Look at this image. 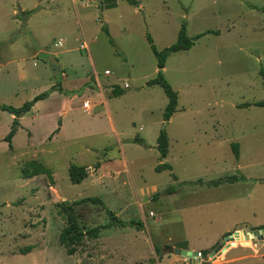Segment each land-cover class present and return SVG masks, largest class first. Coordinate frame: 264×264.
I'll return each mask as SVG.
<instances>
[{"label":"rangeland","instance_id":"rangeland-1","mask_svg":"<svg viewBox=\"0 0 264 264\" xmlns=\"http://www.w3.org/2000/svg\"><path fill=\"white\" fill-rule=\"evenodd\" d=\"M136 1L117 0L115 7L101 9L99 0H0V104L19 106L49 82L62 86L65 78L73 86H64L66 93L78 95L52 142L46 136L57 125V95L26 114L11 149L3 140L11 114L0 109V264H158L162 258L160 264H200L169 250V240L187 238L191 248L208 247L210 255L235 230L264 227V182L250 178L264 177V106L253 104L264 99V11L255 8L264 7V0ZM31 8L36 11L26 17L23 11ZM183 23L189 37L204 34L166 57L163 75L178 101L164 122L167 96L160 85H147L158 70L147 36L161 50L176 41ZM60 38L63 46L54 47ZM82 42L88 50L79 49ZM66 49L68 66L56 72L48 56L57 58L53 51ZM115 85L122 94L112 95ZM87 99L89 110L82 106ZM161 128L169 140L162 160L156 149ZM232 143L238 144V158ZM30 160L48 167L52 180L46 174L25 177ZM160 162L171 170L156 171ZM72 163L90 167L83 183L69 180ZM172 174L187 180L175 198L164 192L169 185L181 188L171 182ZM228 175L244 180L208 184ZM251 189L254 217L238 225L232 213L220 220L223 204L214 203ZM84 197H98L105 206H73L84 229L108 223L106 209L142 226L103 229L68 255L58 239L65 225L58 209ZM225 225L230 230L221 234ZM238 235L207 264L232 257L226 264H264L262 242Z\"/></svg>","mask_w":264,"mask_h":264},{"label":"trees","instance_id":"trees-1","mask_svg":"<svg viewBox=\"0 0 264 264\" xmlns=\"http://www.w3.org/2000/svg\"><path fill=\"white\" fill-rule=\"evenodd\" d=\"M117 0H102L100 1V6L102 8H111L115 7ZM130 4H136V0H126ZM258 10L264 11V7H255ZM36 9H30L24 12L25 15H29L33 13ZM102 28L106 33L109 34L108 28L106 25H102ZM204 33H200L196 35L195 37H189L186 33L185 25L184 23L181 24V27L178 31L177 34V39L174 43L170 44L169 46L164 47L161 50H158L156 46L153 44L150 36H147L148 41L150 43L151 50L156 57V65H157V73L154 78H151L147 81V85H154L158 84L161 86L163 89L165 95L167 96V104L164 108L163 114H162V119L164 122L169 121L171 118L172 114L176 111L177 107V101H178V94L177 92L171 87V85L167 82L163 75L162 69L165 66V61L166 57L169 54H172L176 51L180 50H187L193 45V39H196L203 35ZM261 74L264 77V69H261ZM53 91H59V92H64L63 91L60 83H54L52 86H50L48 89L34 95L31 99L26 100L19 106H13V105H8V104H0V109L7 111L11 114L14 115V118L11 122V127L8 133L4 136L3 140L8 142V147L11 149L13 146L11 144V139L18 130L20 123L18 118L21 117L23 114H25L27 111L31 109V107L39 100L44 99L49 96V94ZM123 93V89H121L119 86H116L113 88L112 95L117 96ZM67 94V93H66ZM256 106H264V99L256 101L253 103ZM249 105V104H246ZM60 125V120L58 122ZM58 128L54 130L56 132ZM138 143H143V140L141 138H135L134 139ZM168 135L167 132L164 128H161L159 130L158 137L156 139V149L159 154L160 160L166 157L168 153ZM232 151L233 154L236 158H238L239 151H238V144L237 143H232ZM93 167L99 168V163H96L93 165ZM87 166L85 165H77V164H70L68 166V177L69 180L74 183H81L87 176H88V170ZM156 171H161V170H171V165L165 162H160L155 166ZM23 175L25 177H32L36 176L38 174H46L50 180H52V171L48 169L45 165H43L40 162H37L36 160H30L26 162L25 168L23 169ZM172 178L176 179V176L172 174ZM238 180H244V177L242 175L237 176V175H228L224 176L221 178H218L216 181L208 182L210 185H219L223 182H235ZM261 181L264 182V179ZM176 189L174 185H169L164 189L165 194H171L175 192ZM97 203L101 204L104 208L103 201L98 198V197H84L79 200L73 201L71 204H66L62 203L61 207L58 209L59 215L64 217L65 219V225L61 229L58 239L60 244L65 248V251L68 255H73L76 251V246L82 242V240L87 237V238H96L100 234V232L103 229H108L114 226L117 227H127V226H137L138 228L141 227V223L135 222V221H124L120 219L115 212L106 209V213L108 215L109 221L106 224L103 225H97L90 227L88 229H84L83 225H80L79 220L75 213L73 212V206L75 205H80L82 203ZM264 228V227H263ZM184 245V244H183ZM157 250V248H155ZM31 250V246L26 247L21 251V253H26ZM207 252V251H204Z\"/></svg>","mask_w":264,"mask_h":264},{"label":"crops","instance_id":"crops-1","mask_svg":"<svg viewBox=\"0 0 264 264\" xmlns=\"http://www.w3.org/2000/svg\"><path fill=\"white\" fill-rule=\"evenodd\" d=\"M73 1V3H75V0H72ZM100 1H102V0H99V2H98V4H100ZM117 2V1H116ZM116 6V5H115ZM112 8V7H111ZM31 9H33V8H31ZM36 9V8H35ZM101 9H109V8H101ZM30 10V9H29ZM27 11V10H26ZM36 11V10H35ZM34 11V12H35ZM25 11H23V13H24ZM25 15V14H24ZM26 17H28L29 15H25ZM61 39V38H60ZM62 40V45L60 46V47H62L63 46V39H61ZM87 43V42H86ZM87 46H88V43H87ZM80 49V48H79ZM86 50H88V48L86 49ZM69 52H70V49H66V50H61V51H53V53L54 54H56V56H57V61H58V65H59V67H62V68H67V66H68V62H66L67 61V59H68V56H69ZM52 69V68H51ZM105 70H107V69H105ZM104 70V71H105ZM106 75V74H105ZM109 75V74H108ZM107 75V76H108ZM67 76V75H66ZM96 81H97V85L99 86L100 85V82L98 81V79H96ZM109 82V81H108ZM52 83H50L49 82V84H48V88L50 87V86H52L51 85ZM111 84H114V83H112L111 82ZM64 86H68V87H73V86H71V82L69 81V80H67L66 78H65V80L62 82V86L61 87H63V91H65V89H64ZM47 88V89H48ZM87 88V87H86ZM99 88H100V86H99ZM88 90V89H87ZM89 91H91V90H89ZM84 93V91L83 92H81L80 93V95L79 96H84L85 94H83ZM98 93V94H97ZM38 94V93H37ZM95 95H97L98 97H99V100L100 101H102L103 100V102L104 103H107V97H104V94L103 93H101V92H95L94 93ZM36 95V94H35ZM52 95H57L58 97H59V99H60V104H59V106H57L56 108H55V111H54V116H55V119L57 120V125L55 126V127H50V130H52L47 136H46V138L48 139L49 138V140H51V139H53L54 138V136H56L57 134H59L60 133V131H61V129H62V127H65V121H64V119L66 118V116H67V114H68V112L70 111L69 109L71 108V102H72V100L74 99V98H76V97H78V95L76 94V92H71L70 94H66V93H64V92H59V91H53V92H51L50 94H49V96L48 97H46V98H44V99H41V100H39V101H37L32 107H31V109L29 110V111H27L25 114H23L21 117H19L18 118V120H19V123H20V126H19V128H21V127H23L24 125H23V123H22V121L25 119V117L29 114V113H33V112H35V110L37 111V107H38V105L40 104V101H43V100H48ZM68 95H70V96H68ZM34 96V95H33ZM84 101H88L89 102V100L87 99V100H84ZM84 101H82V106H83V102ZM90 109V102H89V106H88V108H86V110H89ZM107 112H108V124L110 125V127L111 128H113L114 130H115V122H114V119H113V117H112V115H111V113H110V110L107 108ZM11 114V113H10ZM27 114V115H26ZM13 118H14V115L13 114H11V119L13 120ZM59 120H60V125L58 124V122H59ZM12 122V121H11ZM18 128V129H19ZM56 128H58V130L56 131V132H54V130L56 129ZM27 130H28V136H29V138L31 139V137H32V132H31V130L29 129V128H27ZM53 135V137H51ZM45 141H46V139H45ZM47 142V141H46ZM50 142H52V140L50 141ZM166 158V157H165ZM165 158H163V159H165ZM238 160V159H237ZM239 166V164H237V167ZM88 168H90V167H88ZM99 169V168H98ZM103 175V174H102ZM89 176H87L83 181H82V183L88 178ZM250 178H253L254 179V181H259V182H263V181H261L262 179H264V177H258V176H254V177H250ZM171 182L172 183H174V184H176V185H179L181 188H180V190H176L177 192H173V193H171V194H168V195H171V197H173V198H175V196H173L174 194L176 195V197L177 196H181L180 194H181V191H182V189H183V187H185L186 186V184H185V182H187V180H183V179H179L177 176H176V179H173V178H171ZM170 182V183H171ZM224 183V182H223ZM254 191L251 189V190H244V191H242L241 193H239L238 195H232V196H221L220 198L221 199H219V200H217L214 204H223V208H221V210H222V216H221V219L220 220H228V217H231V215H229L228 213H232L234 216H236L237 217V220H236V218H235V220H234V222L233 223H235L234 225H238L239 223H242V221L244 220V218L243 217H248V218H250L251 216L250 215H252L253 217H254V214H255V197H254V193H253ZM178 193V194H177ZM188 194H190L189 192H188ZM173 201V203H175V201L176 200H172ZM162 213V212H161ZM234 216H232V218L234 217ZM231 219V218H230ZM233 223L230 225V226H232L233 225ZM230 226H221V234H224V233H227L230 229H229V227ZM261 228H263V227H261ZM258 229H260V228H258ZM169 241H171V246H173V247H175V246H177L178 248H182V249H187V250H190V251H193V252H197V251H202V253H207V252H204V251H206V250H208V247H204V248H198V249H193V248H191V246H190V242H189V240L187 239V238H184V239H180V240H176V241H174V240H172V239H170ZM184 244V245H183ZM218 248V247H217ZM216 248V249H217ZM215 249V250H216ZM224 257V256H223ZM167 258H170V257H167ZM171 259H173V258H171ZM189 260V259H188ZM190 260H193V259H190ZM234 260H236V258L235 257H232V258H225V261H223V263L224 264H226V262H229V261H234ZM165 261V258H162L161 260H159L158 261V264H160V263H162V262H164ZM171 261H173V260H171ZM190 262V261H189ZM196 264V263H195ZM219 264H222L221 262L219 263Z\"/></svg>","mask_w":264,"mask_h":264},{"label":"built area","instance_id":"built-area-1","mask_svg":"<svg viewBox=\"0 0 264 264\" xmlns=\"http://www.w3.org/2000/svg\"><path fill=\"white\" fill-rule=\"evenodd\" d=\"M52 45L54 47H60L62 45V40L61 39L53 40ZM79 48L86 50L88 48L87 43L82 42L79 45ZM104 74L108 75V74H110V72L108 70H105ZM123 87L128 88L129 84L127 82H124ZM88 106H89V102L84 101L83 107L88 108ZM151 214H153V213L151 212ZM239 232H242L243 238L248 239L249 233H251V230H235L234 232L230 233L228 235V237L224 238V241L221 244V246H219L216 250H214L210 255H208V252L204 254V253H202V251H197V252H195V254L192 257H186V258L187 259H193V260H199L202 263L211 261V260L215 259L220 253H222L223 250L232 246V243L234 241L238 240V236H240V235H238ZM249 241H250V243L262 242V245H264V239H256L254 235L252 236V238H250ZM238 246H240V244H238ZM202 263H200V264H202Z\"/></svg>","mask_w":264,"mask_h":264},{"label":"water","instance_id":"water-1","mask_svg":"<svg viewBox=\"0 0 264 264\" xmlns=\"http://www.w3.org/2000/svg\"><path fill=\"white\" fill-rule=\"evenodd\" d=\"M48 61L51 62V68L53 70H55L56 72H59V65H58V61L54 56L49 55L48 56ZM87 170L89 171V168H87ZM251 233L255 236L256 239H264V228H260L257 230H253L251 231ZM169 250L184 255L186 257H192L195 252L187 250V249H182V248H178V247H173V246H169ZM205 264H207V262H205Z\"/></svg>","mask_w":264,"mask_h":264},{"label":"bare ground","instance_id":"bare-ground-1","mask_svg":"<svg viewBox=\"0 0 264 264\" xmlns=\"http://www.w3.org/2000/svg\"><path fill=\"white\" fill-rule=\"evenodd\" d=\"M252 236H253L252 233H249V238L248 239L252 238Z\"/></svg>","mask_w":264,"mask_h":264}]
</instances>
